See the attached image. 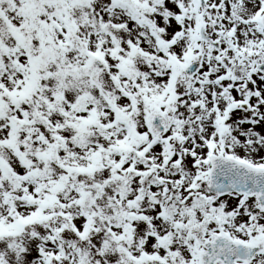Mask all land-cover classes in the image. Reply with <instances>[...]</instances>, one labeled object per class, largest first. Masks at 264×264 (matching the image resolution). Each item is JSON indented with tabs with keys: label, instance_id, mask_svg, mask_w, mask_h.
Listing matches in <instances>:
<instances>
[{
	"label": "snow or ice",
	"instance_id": "obj_1",
	"mask_svg": "<svg viewBox=\"0 0 264 264\" xmlns=\"http://www.w3.org/2000/svg\"><path fill=\"white\" fill-rule=\"evenodd\" d=\"M0 264H264V0H0Z\"/></svg>",
	"mask_w": 264,
	"mask_h": 264
}]
</instances>
